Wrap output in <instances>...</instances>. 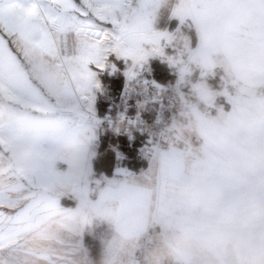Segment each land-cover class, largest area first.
<instances>
[{
	"label": "rangeland",
	"instance_id": "374dc122",
	"mask_svg": "<svg viewBox=\"0 0 264 264\" xmlns=\"http://www.w3.org/2000/svg\"><path fill=\"white\" fill-rule=\"evenodd\" d=\"M239 2L247 15L234 20L238 31L232 39L227 35L212 38L206 35L217 33L221 25L217 10L204 3L185 12L175 0H154L148 9L147 39L142 44L145 48L154 43L156 33L168 38L172 28L184 21L188 23L185 45L190 49L196 69L191 77L177 79L176 87L181 91L192 87L198 104L192 109L187 125L176 127L178 144L164 146L153 153L136 147L132 161L129 160L133 167L123 165L124 155L110 145L115 155L111 175L93 174L91 161L98 138L107 132L97 115L98 101H109L101 84L94 90V116L88 119L71 113L45 116L17 106L26 122L19 136H10L7 131L2 134L6 142L14 145L16 156L14 160L0 146L5 156L0 160L3 174L0 181L5 184L11 178L7 172L13 171L14 164L20 169L42 166L41 171L52 164L64 173L65 178L56 189L61 196V214L58 209H52L48 215L56 212L57 218H62L61 232L64 238L70 235L69 244L79 246L78 236L82 232L96 240L99 253L93 261L87 249L89 264H148L149 253L158 247L166 232L179 227L195 231L215 222V218L203 213L204 207L235 209L264 200V75L225 71L210 56L211 49L222 41L260 50L262 41L256 34L264 25V0ZM158 7L160 12L155 23ZM172 9L177 16L168 19ZM166 40H162L163 44ZM152 59L158 58L141 63L147 71ZM107 63L111 67L89 66L97 79L103 72L116 71L109 58ZM124 72L123 69V75ZM39 129L44 130L43 134L38 135ZM69 135L78 137V143L65 162L58 157L66 155L62 145ZM26 146H32L40 158L21 164L18 156ZM2 194L7 193L0 190ZM47 228L48 232L54 233L56 228L59 232L58 225L51 223ZM123 231L127 234L124 240L121 239ZM83 244L86 246L84 236ZM63 252L64 262L72 259H67V247ZM74 257L72 260L76 263V253ZM15 259H11V264H15ZM154 264H174V261L161 251L154 258Z\"/></svg>",
	"mask_w": 264,
	"mask_h": 264
},
{
	"label": "snow or ice",
	"instance_id": "6c2138e0",
	"mask_svg": "<svg viewBox=\"0 0 264 264\" xmlns=\"http://www.w3.org/2000/svg\"><path fill=\"white\" fill-rule=\"evenodd\" d=\"M133 0H0V146L15 159L2 134L19 136L25 119L17 106L42 115L94 116L96 73L110 54L141 64L147 53L138 32L146 13ZM114 70V68H113ZM131 78L132 73H128ZM5 159L0 152V160ZM0 264H5L0 260Z\"/></svg>",
	"mask_w": 264,
	"mask_h": 264
},
{
	"label": "clouds",
	"instance_id": "9594fccd",
	"mask_svg": "<svg viewBox=\"0 0 264 264\" xmlns=\"http://www.w3.org/2000/svg\"><path fill=\"white\" fill-rule=\"evenodd\" d=\"M153 3L154 0H133L135 13L129 16V25L135 23L137 15L147 14ZM200 3L217 10L221 25L220 31L206 35L209 38L214 35L234 38L238 31L234 20L247 15L239 0H177L178 8L185 12L195 10ZM256 35L262 41L259 51L222 41L211 49L210 56L225 71L255 72L264 75V25ZM138 39L142 43L147 39L145 29L138 32ZM43 132V129H39L38 135ZM77 143L78 137L69 135L62 145V151L66 155L58 158L68 162V154ZM39 158L40 155L32 146H26L21 149L18 162L27 164ZM64 178L65 174L54 166L46 177L52 186L61 184ZM203 213L215 218V222L203 225L195 231L179 227L166 232L158 247L149 253L148 264H154V258L161 251L171 256L174 264H264V200L235 209L206 206Z\"/></svg>",
	"mask_w": 264,
	"mask_h": 264
},
{
	"label": "built area",
	"instance_id": "2783aa9c",
	"mask_svg": "<svg viewBox=\"0 0 264 264\" xmlns=\"http://www.w3.org/2000/svg\"><path fill=\"white\" fill-rule=\"evenodd\" d=\"M187 31L188 23H180L169 31L162 46L161 62L175 79L170 85L156 82L141 64L131 60L123 62L124 70L132 76L118 96L107 101L105 112L99 116L107 132L129 141L139 137L140 146L147 153L179 143L176 127L187 125L192 109L198 104L194 89L188 87L181 91L176 87L177 79L191 77L196 69L190 49L185 45Z\"/></svg>",
	"mask_w": 264,
	"mask_h": 264
},
{
	"label": "crops",
	"instance_id": "0c3cea01",
	"mask_svg": "<svg viewBox=\"0 0 264 264\" xmlns=\"http://www.w3.org/2000/svg\"><path fill=\"white\" fill-rule=\"evenodd\" d=\"M158 12H160L159 7L155 23L158 19ZM167 16L171 19L177 14L172 9ZM161 39L166 40L167 37L156 33L154 43L148 45L147 48L143 47L147 53L144 61L151 58L162 60L163 41ZM109 57L116 60H131V58L117 57L115 53L110 54ZM125 72L124 84L129 79L128 72ZM97 80L100 83V79ZM41 168L42 166L34 168L29 166L20 169L19 165L16 167L14 164L13 171L9 169L7 172L11 178H8L5 184L0 181V190L7 193L0 196V260L5 264H11L13 257L16 258L15 264H89L88 248L83 244V232L78 236L79 246L69 244L70 235L64 238L61 232L62 218H57L56 212L53 213L55 216L48 215L49 210L52 209H58L61 214V196L57 194L58 186L50 185L46 179L52 164L44 166L42 171ZM0 176H3L1 172ZM48 193L50 194L49 201ZM51 223L59 226L58 234L57 228L54 229V233L48 232L47 225ZM85 227L86 225L83 230ZM126 236V231H123L121 239L124 240ZM64 247L69 250L67 259H73L76 253V263L72 259L68 260H72L71 262H64Z\"/></svg>",
	"mask_w": 264,
	"mask_h": 264
},
{
	"label": "trees",
	"instance_id": "16d2710c",
	"mask_svg": "<svg viewBox=\"0 0 264 264\" xmlns=\"http://www.w3.org/2000/svg\"><path fill=\"white\" fill-rule=\"evenodd\" d=\"M109 60L116 67V71L112 73L103 72L99 75L100 84L105 88L107 97L114 99L118 96L122 86L124 85V75L122 70L124 69L123 62L116 60L113 57H109ZM149 73L152 79L163 85L172 84L175 79L168 73L166 65L158 59H152L149 61ZM107 102L99 100L97 103V115L102 116L106 110ZM140 138L135 137L129 141L122 137H115L113 134L106 132L104 135H100L98 138L96 153L91 161V167L94 175L103 174L110 176L115 165V155L109 146H115L123 155L122 164L127 167H133L131 162L136 151V147L140 146ZM101 227L105 228L104 225ZM87 231V230H86ZM84 243L86 244L91 260H96L99 253L98 243L89 236L87 232H84Z\"/></svg>",
	"mask_w": 264,
	"mask_h": 264
}]
</instances>
